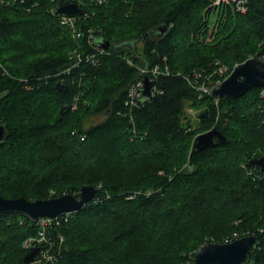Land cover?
I'll list each match as a JSON object with an SVG mask.
<instances>
[{"label": "trees", "instance_id": "16d2710c", "mask_svg": "<svg viewBox=\"0 0 264 264\" xmlns=\"http://www.w3.org/2000/svg\"><path fill=\"white\" fill-rule=\"evenodd\" d=\"M98 1L0 0V197L97 189L40 244L38 221L0 214V264H25L34 249L47 264H193L202 246L246 236L256 241L244 264H264V174L249 164L264 156V87L239 99L193 88L264 56V0L245 13L215 0ZM69 4L85 11L77 39L54 13ZM155 66L168 74L153 79V97L125 107L138 71ZM187 107L202 109L198 128ZM213 128L227 143L196 152L195 137Z\"/></svg>", "mask_w": 264, "mask_h": 264}, {"label": "water", "instance_id": "95a60500", "mask_svg": "<svg viewBox=\"0 0 264 264\" xmlns=\"http://www.w3.org/2000/svg\"><path fill=\"white\" fill-rule=\"evenodd\" d=\"M56 13L58 15L75 16L82 15L84 11L76 4H69L58 8ZM168 27V23L163 24L159 28V34H165ZM98 45L103 49H107L109 44L107 41L100 40L98 41ZM152 85L153 82L151 80H145L143 93L146 100L153 97ZM261 87H264V62L250 59L237 65L230 76L213 92V96L216 98L228 97L239 99L251 89ZM5 135V128L0 125V144L4 141ZM226 143V137L220 131L213 128L195 137L193 149L196 152H201ZM249 164L251 167L259 168L260 172L264 174V156L251 160ZM96 191L94 187H88L82 189L80 198H76L73 194H66L59 198L38 201H28L23 198L9 200L0 197V214H24L33 221L41 218L54 220L61 215L81 212L83 208L94 200ZM255 241V236H247L231 243L206 244L196 252L193 264H244ZM37 253L38 249H34L28 253L24 257V263L34 264Z\"/></svg>", "mask_w": 264, "mask_h": 264}, {"label": "built area", "instance_id": "2783aa9c", "mask_svg": "<svg viewBox=\"0 0 264 264\" xmlns=\"http://www.w3.org/2000/svg\"><path fill=\"white\" fill-rule=\"evenodd\" d=\"M247 3H248V0H215L214 1L215 5H219V4L231 5L239 13H245V11H246L245 6ZM76 5H78V4H76ZM57 8H59V7H57ZM79 8H80V6H79ZM56 10L54 11V13H55L56 17L59 19L60 23L64 26L69 27L73 31V35L76 39L79 38L80 33L76 30V22H77L76 17L77 16L58 15L56 13ZM84 13H85V11H84ZM92 37H94V35H91L89 37L90 40H92ZM96 49H98V48H96ZM98 50H100V49H98ZM102 52H103V50H102ZM148 72H150V69L149 70L143 69L141 71V73H148ZM226 72H227L226 68L220 67L219 69H217V73L219 75L225 74ZM156 74H157V72L153 73L152 75H156ZM194 74L195 75L197 74L196 77L199 76L198 73H194ZM207 79L205 82L194 83L195 85L193 86V88H194L195 92L199 95L200 98H202L205 95L213 94L214 90L219 88L221 86V84L223 83V81L225 80V79L223 81L218 80L215 83H210ZM262 93H264V90ZM66 216H70V215H66ZM56 219H54V220H56ZM54 220H51V219H40V220H38V223L41 227V231L39 232V237H40L41 242L44 240V229L52 223L51 221H54ZM29 245H30V242L27 243V246H29ZM51 261H52V257H50V255L48 253L43 252L38 259L36 258L35 264H47V263H50Z\"/></svg>", "mask_w": 264, "mask_h": 264}, {"label": "bare ground", "instance_id": "6f19581e", "mask_svg": "<svg viewBox=\"0 0 264 264\" xmlns=\"http://www.w3.org/2000/svg\"><path fill=\"white\" fill-rule=\"evenodd\" d=\"M237 12V11H236ZM239 13V12H238ZM262 56V55H261ZM250 59H255L257 61H261V62H264V56H262L261 58H254L253 56L247 60H250ZM246 60V61H247ZM245 61V62H246ZM244 63V62H243ZM240 65V64H239ZM236 67V66H235ZM234 67V68H235ZM144 69V68H143ZM143 69H140L138 72H139V77H137V79L135 81H133L130 86L128 87L127 89V93H126V98H125V101H124V106H136V105H144V102L146 101L145 99V96H144V93H143V90H144V87H145V80L146 79H149L151 81H155L153 80L154 78H156L158 75H167L168 74V70L165 69L164 71H162L158 66H155L153 68L150 69V72L148 73H141V71ZM233 71V70H232ZM157 72L156 75H152L153 73ZM232 73V72H231ZM230 73V74H231ZM230 76V75H229ZM228 76V77H229ZM151 77V78H149ZM227 77V78H228ZM223 78V77H222ZM226 80V79H225ZM218 89V88H217ZM215 89V90H217ZM214 90V91H215ZM264 94V93H262ZM77 99H75V101L73 102V105H72V108L73 109H76L77 107ZM193 145V144H192ZM88 187H91V186H86V187H83V188H88ZM82 188V189H83ZM95 188V187H94ZM82 189L80 190V196L79 197H76V198H80L81 197V194H82ZM96 189V188H95ZM97 190V189H96ZM59 198V197H58ZM46 219V218H44ZM40 220V219H38ZM37 220V221H38ZM36 243L37 244H40L41 241H40V237L38 236L37 239H35ZM44 252V251H43Z\"/></svg>", "mask_w": 264, "mask_h": 264}, {"label": "rangeland", "instance_id": "374dc122", "mask_svg": "<svg viewBox=\"0 0 264 264\" xmlns=\"http://www.w3.org/2000/svg\"><path fill=\"white\" fill-rule=\"evenodd\" d=\"M93 2V4H97L98 3V5H99V1L98 0H89V2L88 3H92ZM73 35V34H72ZM252 56H250L249 58H251ZM248 58V59H249ZM130 65H131V63H129ZM239 65V64H238ZM222 66H224L226 69L228 68L226 65H224V64H222ZM235 66H237V65H235ZM234 66V67H235ZM223 67V68H224ZM234 69V68H233ZM230 75V74H229ZM228 75V76H229ZM227 76V77H228ZM227 77L225 78V79H227ZM2 96V95H1ZM0 96V97H1ZM74 110H76V109H74ZM186 112H187V115H188V119L187 120H191L192 121V124H193V128H198L199 126H200V123H199V115L203 112L202 111V109H198V110H196V109H190L189 107H187L186 108ZM78 120V117H76V119L75 120H73V123L72 124H74V126L76 125L75 123H76V121ZM30 122H32L31 120H30V118H23V117H18V118H16V123H18L19 125H23V124H25V125H27V126H29V124H27V123H30ZM97 121L95 120V119H90L88 122H87V124H95ZM25 153H28L27 151L25 152ZM51 193L53 194L54 193V191H51ZM121 213H124V210H121L120 211ZM83 222H82V226L85 224V225H87V221H85V220H82ZM111 233V232H110ZM109 233V234H110ZM234 235V234H233ZM234 236H236V234L234 235ZM247 237V236H246Z\"/></svg>", "mask_w": 264, "mask_h": 264}]
</instances>
